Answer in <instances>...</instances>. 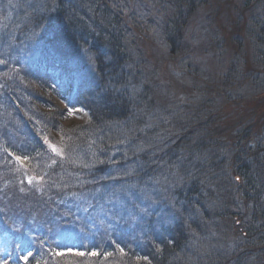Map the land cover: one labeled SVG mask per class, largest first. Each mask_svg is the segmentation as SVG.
Listing matches in <instances>:
<instances>
[{
  "label": "trees",
  "instance_id": "16d2710c",
  "mask_svg": "<svg viewBox=\"0 0 264 264\" xmlns=\"http://www.w3.org/2000/svg\"><path fill=\"white\" fill-rule=\"evenodd\" d=\"M164 2L174 14L162 25V37L177 53L174 44L183 40L200 1ZM125 17L119 0H0V120L18 117L24 129L16 138L12 128H1L13 143L0 145L2 154L28 168L49 155L41 133L33 139L25 132L36 127L24 113L28 104L40 115L41 132L51 129L46 137L66 152L55 166L67 172L71 188L56 214L78 228L91 210L103 215L102 222L94 220L99 235H84L98 251L94 256L120 255L105 264H260L264 137L240 132L227 151L197 116L183 117L170 131L168 123L155 125L141 69L127 51ZM68 108H80L83 120L64 124ZM2 187L0 204L12 213L23 198ZM54 197L29 201L25 209L41 214ZM28 233L38 237L35 227ZM8 236L14 243L0 239V255L33 249L19 264H43L49 251L73 246L50 240V248L47 240L31 246L16 229Z\"/></svg>",
  "mask_w": 264,
  "mask_h": 264
},
{
  "label": "rangeland",
  "instance_id": "374dc122",
  "mask_svg": "<svg viewBox=\"0 0 264 264\" xmlns=\"http://www.w3.org/2000/svg\"><path fill=\"white\" fill-rule=\"evenodd\" d=\"M119 1L131 30L127 37V51L133 63L141 69V81L148 88L153 117L157 118L155 125L168 123L170 131L183 117L193 116L195 119L197 116L198 121L215 129L217 139L227 151L237 144L240 132L264 137V40H261L264 38V0H199L200 5L185 27L183 40L174 44L177 53L171 52V46L162 37V25L174 14L170 5L164 0ZM21 87L28 89V83L23 82ZM53 99L60 107H67L63 98L53 95ZM27 105L24 113L36 127L33 125L25 132L33 139L40 137L38 133H41L40 141L49 155L29 163L28 168L12 155H3L0 146V188L3 185L18 200H21L20 196L23 198V203L14 204L19 207L12 213L0 204V239L5 241L7 237L6 242L14 243L8 235L16 229L24 233L25 241L31 246L43 247L45 240L47 248L53 247L49 240L53 245H73L58 249L55 254L49 251V259L43 264H105L114 260L117 254L106 253L102 258L94 256L98 251L91 249L85 241L89 235L84 234L99 235L101 231L99 226L103 215L100 217L97 210H91L86 225L79 223V228L66 224L67 220L56 214L71 188L67 172L55 166L62 155L65 156V150L58 147L53 137H46L53 135L51 129L47 134L41 132L40 115L38 118L36 111L28 109ZM84 116L80 108H68L63 123H77ZM3 127L12 128L13 135L22 138L18 135L19 131H24L20 119H11L8 114L0 120V145H13L11 139L2 135ZM41 161H45L44 169ZM55 187L57 189H53ZM50 197H54L53 207L49 204L41 214L37 210L25 209L29 201ZM79 205L86 212L84 202ZM95 219L100 221L95 222ZM34 227L38 237L28 233ZM260 236L264 237V229ZM111 237L109 234L105 239ZM17 240L21 243L20 237ZM29 249L31 253L25 250V254L21 252L17 256L1 254L0 264L23 262L33 253V249ZM1 252L4 251L0 249ZM258 260L264 264V253L263 257L258 256Z\"/></svg>",
  "mask_w": 264,
  "mask_h": 264
},
{
  "label": "snow or ice",
  "instance_id": "6c2138e0",
  "mask_svg": "<svg viewBox=\"0 0 264 264\" xmlns=\"http://www.w3.org/2000/svg\"><path fill=\"white\" fill-rule=\"evenodd\" d=\"M238 179V178H237Z\"/></svg>",
  "mask_w": 264,
  "mask_h": 264
}]
</instances>
